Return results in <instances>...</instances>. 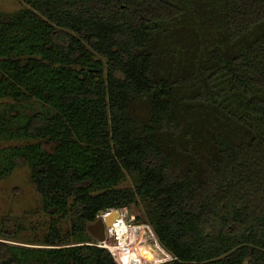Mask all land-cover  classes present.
Returning a JSON list of instances; mask_svg holds the SVG:
<instances>
[{"label":"trees","instance_id":"1","mask_svg":"<svg viewBox=\"0 0 264 264\" xmlns=\"http://www.w3.org/2000/svg\"><path fill=\"white\" fill-rule=\"evenodd\" d=\"M22 2L0 15V142H24L7 166L52 223L0 264H116L86 226L136 200L163 264H264V0Z\"/></svg>","mask_w":264,"mask_h":264},{"label":"rangeland","instance_id":"2","mask_svg":"<svg viewBox=\"0 0 264 264\" xmlns=\"http://www.w3.org/2000/svg\"><path fill=\"white\" fill-rule=\"evenodd\" d=\"M26 9L28 6L22 0H0V15L10 16ZM1 103L8 104L9 101L3 100L0 101ZM34 108H37L36 104L22 111L27 114ZM22 145L24 142H0V228L6 226L8 233L13 236V241L0 239V242L29 248H45L41 242L52 221L40 210V198L29 181L26 166H16L15 168L7 166L9 150ZM116 188L132 191L133 184L127 177ZM129 205V207L118 210L120 211L118 228L131 231L134 234V240L128 253L112 251L109 246L103 243L94 245L105 248L112 255L116 264H163L167 262L169 256L159 247L152 229L145 223L144 205L138 200ZM102 214L100 213L96 220L102 219ZM56 224L61 231L67 229V223L56 222ZM104 232L107 234L106 228ZM87 234L95 241L88 232Z\"/></svg>","mask_w":264,"mask_h":264},{"label":"bare ground","instance_id":"3","mask_svg":"<svg viewBox=\"0 0 264 264\" xmlns=\"http://www.w3.org/2000/svg\"><path fill=\"white\" fill-rule=\"evenodd\" d=\"M119 216L120 211L118 210H112L110 213L103 215L108 222V225L104 227L107 234H105L106 241L103 244L109 246L112 251H125L127 254L134 240V234L131 231L118 228Z\"/></svg>","mask_w":264,"mask_h":264},{"label":"water","instance_id":"4","mask_svg":"<svg viewBox=\"0 0 264 264\" xmlns=\"http://www.w3.org/2000/svg\"><path fill=\"white\" fill-rule=\"evenodd\" d=\"M108 212L110 213L111 211ZM105 214L107 213H103L102 216ZM105 225H108V222L105 217H102V219H97L94 223L86 226V231L95 239L98 244L104 243L106 240V235L104 232Z\"/></svg>","mask_w":264,"mask_h":264},{"label":"built area","instance_id":"5","mask_svg":"<svg viewBox=\"0 0 264 264\" xmlns=\"http://www.w3.org/2000/svg\"><path fill=\"white\" fill-rule=\"evenodd\" d=\"M136 263V262H135Z\"/></svg>","mask_w":264,"mask_h":264}]
</instances>
